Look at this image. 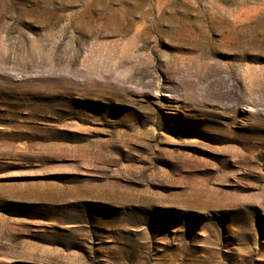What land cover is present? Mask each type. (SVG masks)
<instances>
[{
	"label": "rangeland",
	"instance_id": "obj_1",
	"mask_svg": "<svg viewBox=\"0 0 264 264\" xmlns=\"http://www.w3.org/2000/svg\"><path fill=\"white\" fill-rule=\"evenodd\" d=\"M0 264H264V0H0Z\"/></svg>",
	"mask_w": 264,
	"mask_h": 264
},
{
	"label": "bare ground",
	"instance_id": "obj_2",
	"mask_svg": "<svg viewBox=\"0 0 264 264\" xmlns=\"http://www.w3.org/2000/svg\"><path fill=\"white\" fill-rule=\"evenodd\" d=\"M195 43L198 44L197 42H195ZM196 44L192 43L191 46H192L193 48H198V46H197ZM233 48H234V46H233V45H230L229 49L232 50Z\"/></svg>",
	"mask_w": 264,
	"mask_h": 264
}]
</instances>
